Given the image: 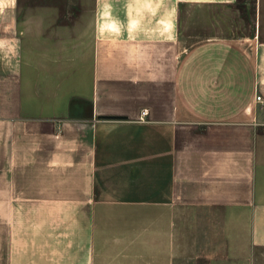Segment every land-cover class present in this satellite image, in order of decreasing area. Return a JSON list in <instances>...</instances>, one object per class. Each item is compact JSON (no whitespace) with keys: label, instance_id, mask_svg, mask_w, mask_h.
Returning <instances> with one entry per match:
<instances>
[{"label":"crops","instance_id":"0c3cea01","mask_svg":"<svg viewBox=\"0 0 264 264\" xmlns=\"http://www.w3.org/2000/svg\"><path fill=\"white\" fill-rule=\"evenodd\" d=\"M236 2L254 57L216 32L182 58L181 0L3 7L0 264H254L264 0Z\"/></svg>","mask_w":264,"mask_h":264},{"label":"rangeland","instance_id":"374dc122","mask_svg":"<svg viewBox=\"0 0 264 264\" xmlns=\"http://www.w3.org/2000/svg\"><path fill=\"white\" fill-rule=\"evenodd\" d=\"M45 3L53 0H23ZM237 2L225 4L221 2H201L196 0H181V43L182 58L197 43L206 40L216 32L230 35L231 39L249 51L252 57L256 55L249 26L239 21ZM260 256L253 259L254 264H264V250ZM252 261V259H251Z\"/></svg>","mask_w":264,"mask_h":264},{"label":"clouds","instance_id":"9594fccd","mask_svg":"<svg viewBox=\"0 0 264 264\" xmlns=\"http://www.w3.org/2000/svg\"><path fill=\"white\" fill-rule=\"evenodd\" d=\"M15 0H0V12L3 11V7L7 4V3H12L14 4ZM102 29V26H98V32ZM5 47L4 42L0 41V51L3 50V48ZM5 58H7V54L5 53Z\"/></svg>","mask_w":264,"mask_h":264},{"label":"built area","instance_id":"2783aa9c","mask_svg":"<svg viewBox=\"0 0 264 264\" xmlns=\"http://www.w3.org/2000/svg\"><path fill=\"white\" fill-rule=\"evenodd\" d=\"M256 99L259 100V101L264 102V97H263V95L260 94V93H258V94L256 95ZM146 113H147V109H144V110L142 111V114L145 115Z\"/></svg>","mask_w":264,"mask_h":264}]
</instances>
